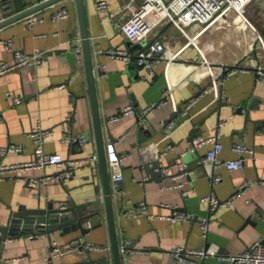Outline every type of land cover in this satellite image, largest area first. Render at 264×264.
Returning <instances> with one entry per match:
<instances>
[{
    "label": "crops",
    "instance_id": "obj_1",
    "mask_svg": "<svg viewBox=\"0 0 264 264\" xmlns=\"http://www.w3.org/2000/svg\"><path fill=\"white\" fill-rule=\"evenodd\" d=\"M107 1L106 12L96 8L95 0H85V10L104 144L115 140L120 153H131L121 161L124 178L119 183V196L114 199L122 264H172V249L178 245L203 247L215 243L222 253L244 251L254 240L264 237V185L257 182L264 177V81L256 70L258 60L262 62L264 57L256 45V33L232 12L224 21L201 32L199 26H192L185 33L172 22L162 21L148 36L132 40L122 27L132 13L130 0ZM142 1L133 0L132 7H138ZM61 7L68 8L70 15L52 19L51 14ZM5 10L13 12L10 8ZM3 11L0 4V18ZM33 16L43 19L29 24L24 17L0 28V58L10 62L14 59L13 51L2 42L8 38L15 47L28 53L42 51L44 55L37 66L24 65L0 75V145H23L22 151L6 154L3 161L11 163L33 157L35 142L29 132L37 123L52 130L44 143L47 151L65 157H83L93 152L99 155L76 0H62ZM247 16L264 34V0H253ZM150 40L167 44L154 72H149L135 58ZM77 44L81 46L79 51L75 48ZM110 48L128 49L134 58L127 63L121 57L109 55ZM175 53V57L168 58ZM252 54L258 56L252 67L220 77L222 94L217 95L207 62L217 68L219 64L245 63L246 56ZM168 82L174 85L176 109L168 99L145 115L134 113L110 119L130 102L141 109L159 100L166 94ZM9 93L20 95L22 100L16 102ZM192 98L194 101L186 109ZM170 120L173 125L168 127ZM217 127L223 143L220 157L243 156L242 167L230 169L205 163L212 141L186 151L194 138L205 140ZM66 133H81L86 140L83 144L69 142L63 139ZM238 142L254 151L238 152L234 148ZM156 159L163 167L161 180L143 168L145 163L152 165ZM90 162L79 164L70 177L35 187L25 178L54 172L60 167L21 169L0 179V224L6 223L11 210L20 206L46 207L50 202L55 206L85 204L82 211L89 213L96 209L94 202L99 199L102 210V215L84 221L87 226L96 225L85 234L79 227L68 224V229L62 227L53 232L52 241L39 229L2 239L0 264H62V254L51 255L52 243L66 245L78 236L108 245L107 251L85 252L95 258L107 253L113 262L100 157ZM107 166L114 189L113 168L108 162ZM214 175L220 178L214 180ZM246 179L253 182L242 187ZM210 193L220 200L231 197V202L213 212L208 200L203 199ZM143 201L153 216L130 214ZM175 207L189 211L192 218L171 223L157 217L171 213ZM203 217H209L206 235L200 226ZM101 220L103 223L99 224ZM123 228L134 240V248L123 247ZM199 259L204 264H226L219 256Z\"/></svg>",
    "mask_w": 264,
    "mask_h": 264
},
{
    "label": "built area",
    "instance_id": "obj_2",
    "mask_svg": "<svg viewBox=\"0 0 264 264\" xmlns=\"http://www.w3.org/2000/svg\"><path fill=\"white\" fill-rule=\"evenodd\" d=\"M3 0H0L2 4ZM253 0H143L141 4L133 8V0L128 3L132 13L130 17L122 24L123 30L128 37L132 40H139L148 36L155 27L162 21H170L175 24L183 32L188 33V28L192 26H199L200 32L204 29L214 25L219 21H224L230 12H236L237 15L242 17L256 33V45L261 51V55L264 57V34L257 29V27L251 22L247 16V10ZM96 8L101 12H106L109 9V3L107 0H95ZM34 13L26 16L29 24L34 23L36 19H43L42 17H34ZM70 15V11L66 7L56 9L52 14V19L65 18ZM194 41V40H193ZM5 46L13 51V61H8L0 58V75L17 67L24 65L37 66L43 59L44 55L42 51H35L34 53H28L19 47L13 45L11 38L2 40ZM189 43V42H188ZM166 43L161 40H150L143 48L137 51L135 55L136 61L140 64H145L149 72H154L157 66L158 58L163 56L162 52L166 48ZM78 51L81 50L79 44L75 47ZM108 54L115 57L123 58L127 63L131 62L133 57L132 52L123 48H110L107 50ZM177 53L168 58H173ZM203 61L207 59L202 53ZM258 58L257 54L246 56L247 62H237L233 65L219 64L217 68L208 64V69L212 75V87L217 95L222 94V90L219 86V79L221 76H226L236 72L238 69H247L253 66V61ZM258 60V59H257ZM101 69L102 65L98 64ZM256 70L260 78L264 81V60L256 64ZM174 85L168 82V88L165 95L159 100L152 101L148 106L144 108H137L133 102L128 103L116 114L111 115V120H118L124 115L139 113L145 115L152 107L163 104L170 99L174 108H177L174 99ZM10 94V93H9ZM16 102H20L22 97L20 95L10 94ZM194 98L186 105V109L190 107ZM186 112V111H185ZM168 127L173 125V120H170L167 124ZM52 130L42 127L37 123L29 132L30 136L35 142L34 155L31 159L6 163L3 161V157L8 153L20 152L23 150L21 143H8L6 145H0V179L10 176L17 170L43 168L51 165L59 166L60 169L54 172L44 173L40 176H31L25 178L31 186H39L43 182L55 179H65L70 177L76 167L79 164H90V161L97 160L99 155L97 152L90 153L83 157H65L61 153L47 151L44 147V143L51 135ZM124 135L120 136L122 139ZM63 139L69 142H79L83 144L86 137L81 133H66ZM212 141V146L207 150L204 162L211 164L214 167L218 165H225L230 169L240 168L244 165V157L223 159L220 157V152L223 150V143L219 139V128L215 129V132L205 140L194 138L192 144L188 147V150L197 149L203 142ZM234 148L243 153L245 151L253 152L254 149L248 147L243 142L235 144ZM105 153L108 164L113 168L112 179L115 183V187L112 190L113 196L117 198L120 193L119 183L123 180L124 174L121 169V161L131 153H120L116 147L115 140H109L105 146ZM182 164V163H180ZM145 176L143 179H146ZM219 175H214L213 179H219ZM251 179H246L242 183V187L250 186ZM258 183L264 185V177L257 180ZM204 200H208L210 208L213 212L218 211L222 205L230 203L231 197L225 200H220L215 193H210L203 197ZM174 208V207H173ZM146 213L150 217L153 216L146 203L143 201L140 203L137 209L132 210L130 214H142ZM157 217L168 219L171 223H175L180 220H188L192 218V214L189 211L175 209L169 214H159ZM200 226L204 235L207 234L209 228V217H203L200 222ZM103 250L107 251L110 247L106 244H98L86 239L85 236H78L73 241L66 245H61L57 242L52 243L51 255L65 254L72 251H89V250ZM172 255L174 262L172 264H204L199 258L206 256H219L226 260V264H264V237L254 240L250 246L239 253H222L219 245L210 243L203 247H188L184 245L175 246L172 249Z\"/></svg>",
    "mask_w": 264,
    "mask_h": 264
},
{
    "label": "water",
    "instance_id": "obj_3",
    "mask_svg": "<svg viewBox=\"0 0 264 264\" xmlns=\"http://www.w3.org/2000/svg\"><path fill=\"white\" fill-rule=\"evenodd\" d=\"M7 1H12L13 5L4 6L2 4V8L4 9V11L2 12L3 17L0 18V28L12 21L24 18L29 14L35 13L62 0H41L36 3H32L31 0ZM76 3L80 20L83 53L87 68L90 95L92 100V109L95 121L96 138L98 143V151L103 177L104 203L106 206V216L111 235V250L113 262H110L107 253H104L98 258H95L91 255L90 252L73 251L62 254V264H122V251L120 247V240L117 230V218L114 208V199H117L118 197L115 198L113 196V189L111 187L110 177L108 173L105 144L102 134L101 116L96 92V78L92 59V47L86 18L85 0H76ZM7 8L12 9L13 12L6 13L5 9ZM179 109L180 106L177 110ZM192 134L194 135L195 133L192 132ZM143 168L147 172H150L156 179H162L163 167L159 159L154 160L152 165L145 163L143 165ZM100 203L101 200H96L94 202L96 209L89 213H85L84 211H82L83 208H86L85 204L66 203L59 206H55L53 202H50L46 207L20 206L18 209H12L10 215L7 218L6 223L0 224V245H2V239H7L9 236L13 235L18 236L26 231H33L34 229H39L42 232H46L48 238L52 241L53 232L57 228H67L68 224H71L72 228L79 227L83 234H85L96 225L87 226L84 224V221L89 220L90 217H94L95 215H102ZM70 212H72V216L70 215ZM102 223L103 221L101 220L99 224ZM123 232L125 234L123 247L126 249L134 248L135 243L134 240H132L130 234L125 230V228H123ZM127 239H131L132 241H127ZM71 254H74L76 256L74 258L68 257V255Z\"/></svg>",
    "mask_w": 264,
    "mask_h": 264
},
{
    "label": "trees",
    "instance_id": "obj_4",
    "mask_svg": "<svg viewBox=\"0 0 264 264\" xmlns=\"http://www.w3.org/2000/svg\"><path fill=\"white\" fill-rule=\"evenodd\" d=\"M7 2V0H3L2 4L5 5Z\"/></svg>",
    "mask_w": 264,
    "mask_h": 264
},
{
    "label": "bare ground",
    "instance_id": "obj_5",
    "mask_svg": "<svg viewBox=\"0 0 264 264\" xmlns=\"http://www.w3.org/2000/svg\"><path fill=\"white\" fill-rule=\"evenodd\" d=\"M233 12V11H232ZM232 12H230V13H232Z\"/></svg>",
    "mask_w": 264,
    "mask_h": 264
}]
</instances>
